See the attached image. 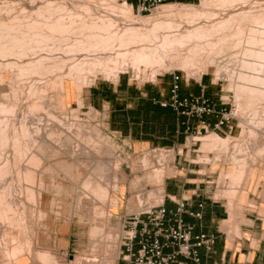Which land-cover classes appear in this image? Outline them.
<instances>
[{"label": "rangeland", "instance_id": "rangeland-1", "mask_svg": "<svg viewBox=\"0 0 264 264\" xmlns=\"http://www.w3.org/2000/svg\"><path fill=\"white\" fill-rule=\"evenodd\" d=\"M44 1H50V0H0V20L6 19L9 17L11 18L14 16L16 17L18 15L22 17L21 19H23V15H27L30 13L33 15L35 14L34 17L32 15L33 17V19H31L32 22L33 21L36 22L40 20L39 22L42 23L44 21V20L42 21V19L46 20L48 18H46V15L44 14V12L41 13L43 16V18H41L42 16L40 15V13H37L36 10H38L39 6L44 5ZM56 2H57L56 4H61L63 5V7L65 6L66 8L62 12L61 10L63 8L59 11V13H62V15H63V12L64 14L67 12L66 14L70 16L69 13L72 12L73 13L71 14L72 17L74 15L76 17L80 13L79 16H77L78 18L76 17V22H75V18L73 17L74 24H77V25L74 26L73 20L71 19L72 17H70V21H69V18L66 14H65L66 16H62L60 14L61 17L65 18L66 23H67V28L60 29L62 31H60L59 29H56V32L57 30L61 32L60 34L61 37L57 33L55 34L56 36H54V33H53V36L55 39L54 41L51 38V42L50 40L49 42L48 40L47 42H43L44 44L46 43L45 45H47V47L44 45L43 47H40L41 49L38 48L36 51L34 50L33 52L28 50L30 52L26 51V53H24L26 54L25 57H20V58L17 55L19 54L18 52H21L20 49L18 50L16 49L17 52L15 51L14 54L16 55L13 54L14 56H12L11 52H10L11 56L9 52L8 54H6L7 56L0 55V100L2 99V101L4 102L11 103V102H15L16 100L15 98L18 97L17 98L18 100H16V102H18V108L20 110L24 109L23 111H25V113L29 114L30 116H31V113L29 112L28 104L32 102V100H34V95L30 96L28 94V89L32 87L33 88H37V87L42 88L43 86L46 87L47 80L50 82L53 80L55 81L57 80L56 85L53 84V82H51L45 92L46 95H48L46 97L47 100L50 97V99L48 100L49 102L46 101V98H45V101L48 102L47 107H46L48 111L47 110L46 111L52 112V113L54 112L55 116L57 117V123H55V127H54L56 130V135L54 136V138H51V141L53 142L50 141L49 136H48L49 140L48 138H45V140H48L47 142L49 145H51L50 146L51 148L46 150L47 152L43 154L44 158H40V163L42 164L40 169L45 171V173H43V176H42L43 185L41 187L43 188V190L48 189V188L57 190V187H59L60 184L61 185H76V186L84 187L86 190V192L84 193H81V194L70 193V194H65V195L73 196L76 198L79 197V199H82L79 206L83 208L82 210H85L88 213L89 216L87 217V220L92 221L93 216H91V214L93 213V211L94 212L98 211V209L100 208L99 205L96 203L97 201L91 198V194H95L93 192V187H94L93 185L98 184V186H100L102 184H106V186L108 187H105V186L103 187L100 186V187L108 191L109 196L107 198H101V199L99 196L98 198L97 197L96 198L98 199V201L100 202L102 201L101 203L103 204H107L111 207H116L118 204V198L115 197V195H113V193L110 192V189H113V190L119 189V186L117 184V180H118L117 171L119 169L123 171L122 167L124 166L125 168L124 171H125V175H126L127 182H128V188H127L128 191H126V193H124L123 196L126 197V200L127 202H129L130 206L131 207L135 206L136 207L135 210L139 211L142 208H145L147 205L153 204V202L160 203L163 199L162 194L160 193L162 191L161 184L164 182L165 176L173 172L176 153L178 151L181 152V150L179 149L170 150L169 148H161L157 150H144V151H139V152H131L128 148V144L126 145V149L123 150L122 144L118 143L116 140V136L109 129H107L106 123H104V120L102 119V117L100 116L98 112H96L93 109L87 110V109L75 108V106L71 102H68L67 99L69 98L68 94H69V89L71 86H77L78 90H81L82 86L90 85L98 79L116 80L119 76L126 77L131 82L137 85H142L145 83L153 84V82H155L156 86L158 85V86L163 87L164 84L161 83L162 79H165V81H167L168 76H170L169 72L172 70H177L178 72L183 73L185 75V78H186V74L188 77H192V78H199L198 74H201V76L202 75L207 76L211 81L214 82L213 84H211L210 89L214 90L217 93L215 98L218 99V104L220 108H227V111L228 112L231 111L232 115L235 116V118L232 119V123L234 124L233 133L228 134V136L226 135L223 137L220 136L221 138L226 139V141L229 140L227 141V144H228L227 153L228 154L224 151L225 149L221 150V146H219V144H217L218 147H216V144H215L213 147L209 148L210 151L209 149L205 151L202 149V144H203L202 140L204 136L210 134L211 132H215L214 130L209 129L208 132L203 131L200 134L190 135V142L198 143V145L194 146V148L199 149L198 151H195V154L200 153L197 159L202 161L205 165L211 164L210 170L215 171L212 174L218 175L215 178L217 180V183H215V185H218V190L221 192V191L228 189L230 186L233 185L231 183L230 176L225 174L223 178H221V173L223 172V170H227L228 168H235V169L238 168V163H236V159L239 161L245 159L250 164V165L249 164L247 165L248 167L256 164L258 168L264 170V151L262 153L260 152V148L264 147V134L262 135V132H256L257 130L254 129L255 126L257 128L259 127L264 128V123L262 124L263 126L260 125L258 123L259 119H257L256 124L258 123V125L255 124V126L252 127L253 123L251 121L254 116V113H253L254 111H253V107L251 106L245 107V104L243 103L245 100V97L240 96L242 105L239 107V111H238V104H237L238 102L237 98L239 97V94H240V90L236 87L237 84L239 83L238 81L240 80L238 79L237 75L239 71L245 70V68L239 64L241 63L240 62L241 59H244L245 57V55L242 54L243 52L240 49L243 48V46L247 45L245 44L246 42L241 44V48L239 47L233 50L232 54L228 53V54L223 55L225 58V62L228 63L229 60L231 61L232 59L231 56L235 57L234 53L236 54V57H235L236 59L235 58L232 59V60L235 59V62H234L235 66L234 65L232 66L233 61L231 62L232 64H228V69L230 71L228 72L229 77L225 76V77L218 78L215 75V71H216L215 66H210L205 71V67L203 65H200L199 68L194 69V71L197 72L195 74L193 72L186 71L179 66L177 67L168 66L167 67L168 69L165 67L161 69V71L157 73L156 78H148L144 76L141 78H138L137 73L134 72L133 70H126V69L123 70V68H126V66L123 63L124 61L123 56L118 55L117 59L119 58V62L118 60L117 62H115L116 56L114 54L116 50H118V53H119L117 41H115L116 43V45L114 44L115 47L112 44L114 42L110 43V45L112 44L111 46H112V49H114V51L109 49L110 52L109 51L108 52L112 54L114 52V54L111 55V57L107 55L109 59L106 55H103L102 61L100 62V64L97 62L99 65L95 61L92 62L91 60L88 64L81 65V69H82L81 70L80 67H78L79 65L77 64L79 62L78 61L79 57L77 55L79 54V52H81L82 45H83L82 41L80 42V39L83 40L84 38V41L88 43L90 39L92 38V34H93V33L91 34V38H88V36L90 35L89 33H91L92 30L86 31L88 30V28L85 27L87 25L90 26V23H91V16L87 12L88 11L87 7L88 6L91 7L93 16H99L98 14H101L102 12H103L102 14H104V12L111 13V10L108 9L110 3L112 4H123V3L118 0H113V2L112 0H109V2L108 0H69V1L68 0H56ZM237 2L236 3L234 2L231 5L230 4L227 5L228 8L230 9H228L227 6L224 8L222 7L219 8L218 5L217 7L216 4L214 5L211 4L210 7L208 6L209 8L207 7V10L217 13L219 18H225L231 14L238 13L240 10L242 11V9L243 10H247V9L249 10L250 8L252 10L256 9L255 10L256 12L264 9V0H244V1L239 0ZM202 6L203 4L201 1V3L198 5H195L194 8L202 9L203 8ZM161 8L162 6H160L157 10L153 11L152 13H146L144 15H140L134 12L135 13L134 17L136 19H141V18L147 19L151 17H152L151 19H154L158 17L159 15L158 13ZM23 9H25V11ZM36 13L39 15V16L37 15L38 17L41 16L40 19L39 18L37 19ZM66 17L68 18V20ZM79 17L80 18L82 17V19L78 21V23L83 25L82 28L78 27L79 24L77 23V20H79ZM85 17L87 19H84ZM35 18H36V21L34 20ZM81 20H85V24L86 23L87 24L84 26V23H81L82 22ZM119 21L122 22L123 19L120 18ZM44 25L45 24L43 22V26L41 24L39 25V27L41 28L42 26L41 30L44 29L46 33L48 30V34H50L51 31L49 32L48 28H46L47 29L46 30L45 29L46 26L44 27ZM35 27L37 29H40L36 25ZM76 27L77 29H75ZM83 27H85L86 30H84ZM67 29L69 30V32L70 30L72 31L71 33H68L67 36H64L63 31L65 30V34H66L68 31ZM74 29L76 30V32ZM78 29L79 30L82 29V30L78 31ZM89 29H91V27ZM81 32H85V36ZM86 32L88 34H86ZM0 35L2 36V34ZM67 37H70V38L68 39ZM85 37L88 38L89 41L85 40L86 39ZM76 38H80L78 39L79 43H77L76 41L74 43V40H77ZM1 41L3 40L1 39ZM4 41H6L5 44L10 43L9 41L5 39ZM92 41L95 42L94 39ZM76 43L79 44L78 46L79 48L81 45L80 50L78 49L76 50V48H78L77 46L76 48H74L75 45H77ZM83 43L85 44V42ZM100 43L103 44L104 42H100ZM103 45H101L102 48L105 47V45L104 47ZM259 45H261V43H257L255 46L259 47ZM109 46L107 48H109ZM70 47H73L75 51L74 52L73 50L70 51L71 50ZM107 48L105 47V49ZM92 52L93 51L91 50L90 53ZM40 54H41V57H40ZM17 56L21 61L19 62L17 61L19 60ZM38 56L41 59L45 57L47 58L48 56L47 59L45 58L46 60L44 59L45 62L43 61V65L44 66L46 65V68L49 67L51 70L53 69V65L56 64L57 62L56 64L57 70H55V72L49 71L48 74L46 73V75H41V73H39V75L38 73L36 74L32 73V74H28L29 76L27 74H26L27 76H22L20 74L21 68L16 67L15 66L16 63L13 64L15 61L17 62L18 65L19 64L21 65V64L26 63L24 61L29 62L28 60H32V61H34V59L39 60ZM246 57L249 58L248 56ZM106 60H107V63L111 60L113 64L111 62H109L108 64H103V61L106 62ZM8 61L10 62V64L12 63V61L13 63L10 65ZM91 62L93 66H91L90 68L89 64L91 65ZM94 62L97 64V67H96L97 69L94 67L96 65ZM74 63L77 64V66H75ZM73 64H74V67L71 66ZM102 64L105 65L104 66L105 68L107 65L106 69L109 68L107 70L108 71L107 73H105L106 69H104V67L101 66ZM51 65H52V68H51ZM109 65L110 67H108ZM83 66L85 67L84 69H83ZM112 67L114 68V70L112 69ZM93 68H95V70H93ZM77 70H79L80 72L78 73ZM250 71L253 72L252 70ZM258 72L260 71L258 70L256 73ZM261 72H260L261 74L260 76L264 74L263 73L264 70H261ZM230 75L232 76L234 75V78L230 77ZM230 79H233V81H231ZM165 84L168 85L167 83ZM18 89L22 91L20 92V90L18 91ZM237 92H238V95H237ZM64 93H66V95H64ZM36 100H38V98ZM257 107L258 109H260L259 117L262 116L264 118V100H261L260 103H258ZM47 112H45V110L37 111L36 113H34V115L36 118H41L42 119L41 121L43 123H47L48 118L45 115V113ZM19 119L21 121L18 120V123L22 122L23 120L29 121L28 120L29 118L25 119L22 116L21 118L19 117ZM30 125L32 126L33 124H30ZM66 128L68 131L70 129V132H72V135L76 136L77 138L74 139L73 137L72 140L69 142V140L67 139V136H68L67 134H70V132L68 133V131L65 130ZM60 132L62 134H60ZM182 147L183 146H180L181 149ZM0 148L2 152V147L0 146ZM12 148H13V145L11 143L7 146V148H5L4 154L7 155L6 153H8L10 157V161H11V164H10L11 166L8 169L9 171H6V173L0 177V187L1 185L3 186L7 185V188L9 189L7 193L9 199H11L12 201L15 199L17 200V201L16 200L13 201L15 202L14 206L15 207L17 206L16 208L19 207L18 209H21V207L24 208L25 206L26 215H24V217H26L25 218L26 221L25 219L20 221V223L21 222L22 223L19 224L20 225L19 227L23 226L21 228H19L18 226H15L14 228L13 223H12L13 227L11 226L12 224L7 225L6 222H3V225H0V236H1L0 237V256L3 255V256L8 257L9 259H12V257L16 259L18 256L22 255L24 252H30L32 257L35 258V260L37 261V257L35 256V250H34L31 239L35 237L36 230L38 226L40 225V223L42 222L43 216L41 219H39L38 211L39 210H41L42 212L44 211L40 207V202H35V204H37V206H35L34 201H32L29 198V192L27 191V188H29V185H27V180H26V177L23 171H24V168H26V165L29 163L28 162L29 152H27V155L26 153H24V154H20L21 156L18 155L19 156L18 157ZM118 151H120V153ZM121 152H123V154ZM144 160L146 161L144 162ZM143 164L148 169H145ZM157 170H163L166 172L164 176H162L160 182L157 181L156 179L151 178V174H153ZM38 175H39V171L35 173V177L37 178ZM154 183L158 184V186H156ZM154 190H158V191L156 192ZM49 195H54L57 197V195H61V194L59 193L57 194V192H54V193H50ZM111 210L112 209H106V210L102 209L101 213L98 211L99 213L97 214V216L103 218L102 220L103 223L102 222L97 223L92 226L90 230V244L88 248L84 250L83 252H81L80 254L75 256V258L77 257L84 258V261H82L81 264H116V260L119 256H120V259L124 261L123 254H122L123 248L121 247L122 236H123V232L121 230V224L114 222V219L111 218V216L113 215V212ZM39 214H40V211H39ZM96 227L98 228L99 231L95 229ZM93 230L95 234L97 231V234L95 236L94 234L92 235ZM14 236H16L17 240L21 242H23V240L25 239V241L23 242V245H25L26 243L25 246H22L24 249L21 251V253L20 252H19L20 254L17 253L16 256L14 254H13L14 256L11 255L12 252L9 253L8 250L5 251V249H3L2 247V246H5L6 243L8 247H12L13 245L12 238ZM25 247L29 249V251ZM39 254L41 253H38V257H39ZM65 258L66 259L62 261L63 264H76L72 262L69 259V257H65ZM39 259L41 258L39 257ZM48 264H51V263L48 262Z\"/></svg>", "mask_w": 264, "mask_h": 264}, {"label": "bare ground", "instance_id": "bare-ground-1", "mask_svg": "<svg viewBox=\"0 0 264 264\" xmlns=\"http://www.w3.org/2000/svg\"><path fill=\"white\" fill-rule=\"evenodd\" d=\"M237 1H239V0H202V4H203V6H202L203 8L201 7L202 9L194 8L195 5L165 4V5H162V8L160 9V11L158 13L159 15L157 14L158 17L154 18V19H151L152 17L147 18V19H144V18L136 19L134 17L135 13H134L131 5L126 4V3H123V4H112V3H110L108 9L111 10V13L104 12V14H102L103 13L102 12L101 14H98L99 16H93L92 11H91V7L88 6L87 12L91 16L90 26L89 25L85 26L87 24V23L85 24V20H81L82 21L81 23H84V26L88 28V30H86L85 27H83L84 30H86V31L92 30L91 33H89L90 37L88 36V38H91V34L93 33L91 39L92 40L94 39L95 42H93L91 39L89 41L88 38H86V37H85L86 38L85 40H88L89 41L88 43L86 41H84V38H83V40H81L80 38H76L77 40L73 39L74 43H75V41L77 43H79L78 39H80V42L82 41V44H83L82 50L84 52L81 50V52H79V54L77 53L78 55L76 54L79 57L78 58L79 62L77 63L79 65L78 67H80V69H81V65H83V64L86 65L91 60H92V62L95 61L96 63L98 62L100 64V62L102 61L103 55H106V56L109 55L111 57V55L114 54V52H113L114 49H112L111 45L112 44H113V46H114V44L116 45L115 41H117L119 53H118V50H116V52L118 54L116 52L114 54L116 56L115 62H117V60L119 62V58L117 59L118 55L123 56L124 57L123 63L126 66V68H123V70L124 69L133 70L134 72L137 73L138 78H141L143 76L148 77V78H156L157 73L159 71H161V69H163L164 67L167 68L168 66H170V67L179 66V67L183 68L184 70L189 71V72H193L195 74L197 72L194 71V69L199 68L200 65H203L205 67V71L208 69V67L215 66L216 67L215 75L218 78L219 77H225V76L229 77L228 72H230V71L228 69V64H232L231 62L233 61L232 66L233 65L235 66L234 62L236 59L235 53H234L235 57L231 56L232 51L235 50L236 48H239V47L241 48V44L246 42L245 44H247V45L243 46V48L240 49L243 52L242 54L245 55V57H244V59H241V61H240L241 63H239L237 61L242 67L245 68V70H241V71H239L240 70L239 69L238 70L239 72L237 71L238 75L236 74L238 79H240L238 81L239 83L237 84L236 87L240 90V94H241V95L239 94V97L237 98L238 111H239V107L242 105L240 96L245 97V100L243 102L245 104V107L251 106V107H253V111H254L253 112L254 116H253L252 121H251L253 123L252 127L255 126L257 119H259L258 123L260 125H262L264 123V118L262 116L259 117L260 109H258L257 105H258V103H260L261 100H264V74L262 76H260L261 70H264V9H262L258 12L255 11L256 7L254 8L255 10H252L251 8H250L251 10L250 9L249 10L248 9L247 10L242 9V11L241 10L239 12L237 11L238 13L231 14L225 18H219L217 13L212 12L210 10H207V7L208 6L210 7L211 4H213V5L216 4V6L217 5L219 6V8L220 7L224 8L229 4L231 5L234 2L236 3ZM108 2H109V0H108ZM112 2H113V0H112ZM56 3H57L56 0L44 1V5L39 6L38 10H36L37 13H40L41 16H42L41 13L44 12V14L46 15V18H48L46 20L42 19V21L44 20L43 21L45 24L44 27L46 26L45 29L48 28L49 32L51 31L50 34H48L47 29H46L47 33L45 32L44 29H43L44 31L41 30V28L43 26V22L42 23L39 22L40 20L36 21V18L34 19L36 22L33 21L34 22L33 23L31 21V19H33L35 14L33 15V14L29 13L27 15H23V19H21L22 17H20L19 15L16 17L14 16L11 18L9 17L6 19H1L0 20V34H2V36L0 35V43L2 45L0 44V55L4 56V55L8 54V52H9V54L11 52L12 56H14V55H16V54H14L16 49L17 50L20 49L21 52H18L19 54H17V55L19 56V58L25 57L26 54H24V53H26V51H28V50H30L31 52H33L34 50L36 51L38 48L43 47L46 44V43L44 44L43 42H47V40H48V42H49V40L51 42V38L54 41L55 40L54 36H56L55 34L57 33L60 35L61 34L60 31H62L60 29L67 28V23H66L65 18L60 16V14L62 15V13H59V11L62 8L63 9L61 10V12L63 10H65L66 8H65V6L63 7V5L56 4ZM85 8H86V6H85ZM227 8H228V6H227ZM228 9H230V8H228ZM23 10L25 11V9H23ZM37 13H36V16L38 15ZM56 13H57V15H56ZM68 13H69V11H68ZM65 14L63 12L62 16L67 15V14L66 15ZM71 14H73V13L70 12L69 13L70 16L67 15L69 18V21H70V17H72ZM79 14L78 15L76 14V15L79 16ZM32 15H33V17H32ZM38 16H37V19L38 18L40 19L41 16L40 17H38ZM73 17L75 18V22H76L75 15ZM73 17L71 18L72 20H73ZM41 18H43V16ZM68 18H67V20H68ZM120 18L123 19L122 22L119 21ZM80 19H82V17L81 18L79 17V20H77V23H78V21H80ZM84 19H87V18L85 17ZM38 24L39 25L42 24L41 28L39 27ZM73 24H74V20H73ZM78 24H79L78 27L82 28L83 25L80 23H78ZM35 25L38 26V28H40V29H37L35 27ZM75 25H77V24H74V26ZM90 27H91V29H89ZM56 29H59L60 31L57 30V32H56ZM75 29H77V27ZM81 30L78 29V31H81ZM71 31L72 30H70V32H69V30H68L67 33L65 34V30H64L63 35L67 36L68 33H71ZM75 32H76V30H75ZM75 32H73V33H75ZM53 33H54V36H53ZM81 33H83L85 36V32H81ZM86 34H88V33L86 32ZM63 35H62V37H63ZM60 37H61V35H60ZM67 38L69 39L70 37H67ZM1 39L3 41H1ZM4 39L9 41L10 43L7 42L8 44H5L6 41H4ZM61 39H63V38H61ZM3 42H4V44H3ZM83 42H85V44ZM100 42L106 43V44L103 43L106 48L110 45L111 42H114V43H112L110 45L111 47L109 46V48L105 49L104 45L101 44ZM74 43H73V45H74ZM257 43H261V45H259V47H256L255 45ZM99 44L103 45L104 48H102V46ZM73 45H71V46H73ZM106 45H108V46H106ZM45 46L47 47V45H45ZM76 46L78 47L79 44L75 45L74 48H76ZM70 48H71L70 51H72V50H73V52L75 51V49L73 47H70ZM77 49L80 50L81 45H80V48L78 47V48H76V50ZM109 49L113 50L112 51L113 54L109 53L110 52ZM91 50L93 51L92 53H90ZM30 51H28V52H30ZM53 52H55V51H53ZM228 53H231L230 56L232 59L235 58L234 60H232L230 58L231 59V61L229 60L230 63L229 62L226 63L225 58L223 56V55L228 54ZM20 54L21 55L23 54V55L21 56ZM32 54H34V53H32ZM36 55H38V54H36ZM10 56H11V54H10ZM18 56H17V58H18ZM43 56H42V58H43ZM54 56H55V54H54ZM246 56H248L249 58H247ZM40 57H41V54H40ZM52 57H53V55H52ZM240 57H242V56H240ZM38 58H39V56H38ZM45 58H43V59L39 58V60L34 59V61L28 60L29 62L24 61L26 63L21 64V65L19 64L20 66L17 64L16 61L14 63L12 61V63L13 64L16 63L15 66L21 68V69L20 68L19 69H20V74L22 76H27L28 74H32V73L33 74L38 73V75H39V73H41V75H46V73L48 74L49 71L55 72V70H57V66H56L57 62H56V64L53 65L52 70L48 67L50 69L49 70L48 68H46V65L45 66L43 65V61L45 62V60L48 58V56L46 59ZM108 59H109V57H108ZM17 61L19 62L21 60L19 59ZM92 62H91V65L89 64L90 68H91V66H93ZM109 62H111V60ZM8 63L10 64L9 61H8ZM108 63H107V60H106V62L103 61V64H108ZM74 64L71 66L74 67ZM77 64H75V66H77ZM97 64L94 66L95 68L97 67ZM103 64L101 66L104 67L105 65H103ZM12 66H14V65H12ZM78 67H77V69H78ZM103 67H102V69H103ZM108 67H110V65ZM51 68H52V65H51ZM84 68L85 67L83 66V69ZM95 68H93V70H95ZM106 68H107V65H106ZM106 68L104 67V69H106ZM75 69H76V67H75ZM108 69H106L105 73L108 72L107 71ZM112 69L114 70L113 67H112ZM88 70H89V68H88ZM250 70H252L253 72H251ZM258 70L260 72L256 73ZM77 72L79 73L80 71L77 70ZM109 72H111V71H109ZM198 76L200 78L201 74H198ZM230 77L234 78V75L233 76L230 75ZM59 78H61V77H59ZM56 79H57V77H56ZM227 79H229V78H227ZM230 80L233 81V79H230ZM56 81L53 80L51 82H53V84L56 85ZM231 81H230V83H231ZM51 82L47 80L46 87L43 86L44 88L43 87L42 88H39V87L33 88L32 87V88L28 89V94L30 96L34 95V100H32V102H30L28 104L29 112L31 113V116L29 114H26L25 111H23L24 109L20 110L18 108V102H16V100H18L17 99L18 97L15 96L16 97V98L14 97L16 99L15 102H11V103L4 102V101H2V99L0 100V146L2 147V152L0 150V152H1V154H0V177L3 174H5L6 171H9L8 169L11 166L10 165L11 161H10V157H9L8 153H6L7 155L4 154L5 148H7V146L10 143L13 145L12 149L15 151V154L17 156L18 155L21 156L20 154H24V153H26V155H27V152H29L28 153L29 154V158H28L29 163L27 162L28 164L26 165V168H24L23 173L26 177L27 185H29V188H27V191L29 192V198L32 201H34V204H35V202H40L41 191L43 190V188L41 187L43 185V177L42 176H43V173H45V171L40 169L42 166V164L40 163V158H44L43 154H45V152H47L46 150L51 148L50 147L51 145H49L47 142L49 140V138L51 141V138H54V136L56 135V130L54 127H55V123H57V117L55 116L54 112L53 113L47 112L48 110L46 109L47 104L49 102L48 100L50 99V97L47 100L46 97L48 95H46L45 92H46V90H47V88ZM55 85H54V87H55ZM34 87H36V86H34ZM19 90L20 89H18V91ZM21 91L22 90H20V92ZM14 95H15V93H14ZM35 95L37 96L38 100H36L37 98ZM237 95H238V92H237ZM45 98H46V101H48V102L45 101ZM44 110H45V112H47V113H45V115L48 118L47 123H43L41 121L42 120L41 118H36L34 115V113H36L37 111H44ZM21 116L24 117L25 119L29 118L28 119L29 121L23 120L22 122L18 123V120H20L19 117L21 118ZM258 123L256 125H258ZM30 124H33V125L31 126ZM254 129L257 130L256 132H262V135L264 134V128L263 127L257 128L255 126ZM65 130L68 131L67 128ZM69 132H70V129H69L68 133ZM60 134H62V133L60 132ZM67 135H68L67 139L69 140V142L72 140L73 137H74V139L77 138L76 136L72 135V132H70V134H67ZM48 136H49V138H48ZM254 136H256V135H254ZM45 138H48V140H45ZM202 141H203L202 149L204 151L213 147L215 144H216V147H218L217 144H219V146H221V150L225 149L224 151L226 153L228 152L227 141H229V140L226 141V139L221 138L215 132H211L210 134L204 136ZM51 142H53V141H51ZM49 151H51V150H49ZM209 151H210V149H209ZM263 151H264V147L260 148V152L262 153ZM52 152H53V150H52ZM26 157H28V156H26ZM145 161L146 160H144V162ZM236 163H238V168H236V169H234L231 172L226 174V175L230 176L231 183L233 184L231 186L232 192L228 193V191H227L226 195L229 196L230 199L232 198V200L234 202L239 197L241 184H242V181L244 180V176L247 172V168H248L247 165L249 164L247 162V160H245V159L240 160V161L236 159ZM144 167H145V165H144ZM145 169H148V168L145 167ZM37 171H39V175L36 178L35 173H37ZM165 173L166 172L163 170H157L156 172L151 174V178L156 179L157 181L160 182L162 176H164ZM5 186L1 185V187H0V223H1L0 225H3V222H6L7 225H11L13 223L14 228H15V226L19 227L20 226L19 224L22 223V222L20 223V221H22L23 219L26 218V217H24V215H26L25 206H24V208L21 207V209H18L19 207L16 208L17 206L15 207L14 206L15 202H13L16 199L13 201L11 199H9V197L7 195L9 189L7 188V185H5ZM93 186H94L93 192L95 194H91V197H94V199H96V197L98 198V196L100 197V199L101 198H107L109 196L108 191L102 189L98 185H93ZM153 193H155V192H153ZM160 193H162V191ZM155 196H156V194H155ZM232 200H230V201H232ZM96 201H98V200H96ZM233 201H232V203H233ZM15 205H17V204H15ZM35 206H37V204H35ZM35 206H34V208H35ZM39 211H40L41 215L39 214ZM39 211H38V215H39V219H41L42 216L44 217L45 214L41 210H39ZM34 212H35V210H34ZM25 221H26V219H25ZM13 224L11 225L12 227H13ZM4 227H2V228H4ZM21 227H23V226H21ZM21 227H19V228H21ZM96 230H98V228ZM35 234L37 235V233H35ZM93 234L95 236L97 234V231L95 234V232L93 230L92 235ZM31 236H32V234H31ZM32 239H34V238H32ZM12 242H13L12 247H8L6 245L7 243L5 244V246H2V247H3V249H5V251L8 250L9 253L12 252L11 255L14 254L16 256L17 253H19V252L21 253V251L24 249L22 246H25L26 243H25V245H23L24 241L21 242V241L17 240L16 236H14L12 238ZM27 250L29 251V249H27ZM48 253H50V252L48 251ZM48 253L39 254V257L41 258L40 263H43V264H48V262L51 264H61L62 263L61 261H60L61 263L59 262L58 258L56 259L55 257L52 256V254L50 255Z\"/></svg>", "mask_w": 264, "mask_h": 264}, {"label": "crops", "instance_id": "crops-1", "mask_svg": "<svg viewBox=\"0 0 264 264\" xmlns=\"http://www.w3.org/2000/svg\"><path fill=\"white\" fill-rule=\"evenodd\" d=\"M201 1L165 0L163 5H198ZM171 79V75L167 81L162 79L163 87L156 86L155 82L137 85L122 76L116 80L98 79L90 85L82 86L81 90H78L77 86H71L67 100L75 108L93 109L98 112L107 129L116 136L117 142L122 144L123 150L127 144L131 152L161 148L181 150L176 153L173 172L166 175L161 184V202L169 208H176L178 203L185 201L188 211L185 219L194 226L193 233L216 235L211 250L200 248V263L189 261V264H264V170L256 164L247 168L239 197L235 202L226 195L227 191L232 192L231 186L220 192L218 185H215L218 175L212 174L215 171L210 170L211 164L205 165L197 159L200 153L195 154L199 149L194 146L198 143L190 142V135L203 132V120L179 115L171 107H163L158 102L169 99ZM213 83L204 75L189 81L183 79L181 94H204L218 104V99L215 98L217 93L210 89ZM203 86H206L204 91ZM204 120L210 124L209 129L221 137L233 133L234 128L230 129L228 125L215 129V116L207 115ZM188 126H191V130L187 129ZM180 146H183L182 149ZM122 169L123 171H117L119 189H110L118 198L117 206L111 207L100 201L96 203L100 207V213L102 209H112L111 218L121 224L123 232L125 219L138 211L135 206L131 207L123 196L128 191V182L124 166ZM234 169L223 170L221 178ZM100 186L108 187L106 184ZM54 192L61 195H49ZM84 192L86 190L82 186L61 184L57 190H42L40 207L45 216L36 230L37 235L32 239L37 261L30 252H24L16 259L1 255L0 264H43L40 263L38 253L48 251V254L58 258L59 262L69 257L72 262L81 264L84 258L75 256L88 248L92 226L103 220L97 216L98 211H93L91 216L94 221H88V213L79 206L82 199L65 195ZM189 212H202V216H191ZM116 264L128 262L122 261L119 256Z\"/></svg>", "mask_w": 264, "mask_h": 264}, {"label": "built area", "instance_id": "built-area-1", "mask_svg": "<svg viewBox=\"0 0 264 264\" xmlns=\"http://www.w3.org/2000/svg\"><path fill=\"white\" fill-rule=\"evenodd\" d=\"M130 4L133 11L144 15L152 13L162 6L165 0H118ZM170 97L159 100L163 107H171L179 115L187 118L202 119V131L208 132L210 124L204 120L207 115L217 118L215 129L228 125L234 128L232 119L235 116L227 108L220 106L204 94H181V82L192 77L172 70L169 72ZM206 86H203V91ZM191 130V126L187 127ZM186 202H180L176 208H169L164 202L153 203L130 215L124 221L122 236L123 260L128 264H189V261L200 263V248L208 251L216 241L215 234H194V226L185 219ZM191 216L201 217L202 212H189Z\"/></svg>", "mask_w": 264, "mask_h": 264}]
</instances>
